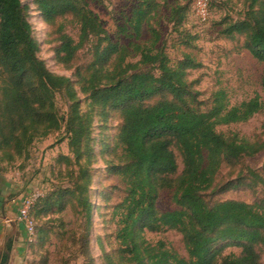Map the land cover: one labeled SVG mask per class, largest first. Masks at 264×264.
<instances>
[{"label": "trees", "instance_id": "obj_1", "mask_svg": "<svg viewBox=\"0 0 264 264\" xmlns=\"http://www.w3.org/2000/svg\"><path fill=\"white\" fill-rule=\"evenodd\" d=\"M89 1L35 0L46 22L54 24L59 17L71 15L79 25L76 41L60 24V62L71 63L94 40L90 62L83 72L78 70V90L71 78L52 72L39 58L22 0H0V160L27 157L36 140L60 130L63 136L58 141L67 139L71 153L57 158L65 165L70 186H58L30 207L35 236L43 240L50 232L38 226L36 219L69 205L90 227L93 115L112 110L120 113L122 121L115 140L118 162L111 164L110 171L123 183L124 195L112 212L119 247L105 255L106 264H261L256 247L264 245V200L227 199L211 204L206 199L224 162L262 149V144L237 132L217 130L220 125L250 120L264 107L260 96L231 105L227 91L221 89L210 106H203L189 79V70L202 63L189 53L172 62L162 33L150 24L159 11L156 0H141L126 17L119 30L131 38L128 44L110 37ZM187 11L188 6L179 2L171 6L170 20L177 32L182 31ZM145 26L151 29V38L142 42ZM221 33L244 37L245 48L264 63V0H250L246 17L226 22ZM193 38L187 33L181 43L189 44ZM57 93L69 102L67 115L60 113ZM80 93L88 102L86 110ZM176 151L184 165L180 174ZM163 189L175 190L177 209H159ZM169 229L182 234L187 257L164 240L152 243L146 238L147 231ZM229 245L242 247V252L224 255ZM11 248L10 240L7 249ZM7 258L4 255L3 261Z\"/></svg>", "mask_w": 264, "mask_h": 264}, {"label": "rangeland", "instance_id": "obj_2", "mask_svg": "<svg viewBox=\"0 0 264 264\" xmlns=\"http://www.w3.org/2000/svg\"><path fill=\"white\" fill-rule=\"evenodd\" d=\"M141 0H90V7L101 18L110 37L118 38L128 44L130 37L119 30L130 16L133 8ZM159 11L150 24L162 33L165 50L173 63L183 58L184 53L193 55L202 65L189 70V79L194 81V89L199 92L203 106H210L214 93L224 89L227 91L231 105H236L259 95L264 103V63L256 59L244 46V37H225L221 30L226 22H237L246 17L250 0H207L209 15L206 20L200 18L196 10L197 0H156ZM188 6L187 19L177 32L170 20L171 6L176 3ZM27 6L28 18L33 27V34L38 42L39 58L43 59L52 72L65 75L78 83V70L82 72L92 58L93 42L91 40L81 48L74 60L65 64L57 57V47L60 44V24L64 31L76 41L79 39V25L73 16L59 17L54 24L46 22L38 10L35 0H22ZM151 29L145 26L140 40L145 42L151 38ZM191 33L193 39L189 44L181 43V38ZM138 58L134 60H138ZM83 108H88L85 95ZM56 100L60 113L67 115L68 100L62 93H57ZM118 111H108L93 115L92 146L93 159L91 164L92 183L90 196L93 202V215L89 228L85 219L78 214L72 205L58 213L47 214L36 219L38 226H45L49 235L43 240L38 236L30 237L24 225V230L18 231V237H13L11 250L14 251V261L17 264H106L105 255L117 251L118 242L115 239V224L112 219L113 207L124 195V185L120 178L110 171L112 163L118 162L115 151V140L121 124ZM217 130L230 134L237 132L252 142L262 144V149L253 155H246L235 162H224L217 175L215 187L206 192L209 203L221 200L236 199L248 203L264 200V107L247 122L220 125ZM63 130L53 132L47 137L36 140L30 147L27 157H17L13 161L0 160V200L19 201L27 196H35L34 202L40 196L53 191L58 186H70V178L66 176L65 165L58 163L60 154L71 155L68 140L59 142ZM178 174L184 168L178 151ZM232 182L229 186L224 185ZM234 184V185H233ZM174 189H163L158 198L161 211L178 208L174 198ZM264 203V202H263ZM20 216V215H19ZM22 222V221H21ZM146 238L155 243L166 241L183 256H188L183 236L176 230L161 232H146ZM3 247L4 240L0 242ZM225 242H221L220 245ZM219 245V243L217 244ZM261 264H264V245L256 247ZM10 250V251H11ZM9 252V250L7 249ZM242 247L229 245L224 249V255L240 254ZM12 253V252H11Z\"/></svg>", "mask_w": 264, "mask_h": 264}, {"label": "crops", "instance_id": "obj_3", "mask_svg": "<svg viewBox=\"0 0 264 264\" xmlns=\"http://www.w3.org/2000/svg\"><path fill=\"white\" fill-rule=\"evenodd\" d=\"M0 200V242L4 240L3 247L0 245V264H17L14 261L15 253L13 250L7 251L8 242L13 237H18V231L24 230L23 222L19 216V201ZM1 244V243H0ZM12 252V253H11ZM4 255H7V260L3 261Z\"/></svg>", "mask_w": 264, "mask_h": 264}, {"label": "built area", "instance_id": "obj_4", "mask_svg": "<svg viewBox=\"0 0 264 264\" xmlns=\"http://www.w3.org/2000/svg\"><path fill=\"white\" fill-rule=\"evenodd\" d=\"M196 10L200 18H202L203 20H206L209 15L207 0H197ZM0 184H1V179H0ZM38 195L40 194H35V196L33 195V196L24 197L22 200L21 207L19 209L20 219L24 223L30 237L35 235V224L29 215V210H30L31 205L34 202L35 197H37Z\"/></svg>", "mask_w": 264, "mask_h": 264}, {"label": "water", "instance_id": "obj_5", "mask_svg": "<svg viewBox=\"0 0 264 264\" xmlns=\"http://www.w3.org/2000/svg\"><path fill=\"white\" fill-rule=\"evenodd\" d=\"M9 253V252H8ZM3 264H7V262H4Z\"/></svg>", "mask_w": 264, "mask_h": 264}]
</instances>
